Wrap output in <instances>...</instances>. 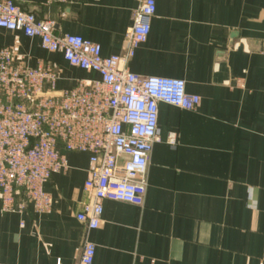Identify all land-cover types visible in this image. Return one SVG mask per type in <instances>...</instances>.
<instances>
[{
	"label": "crops",
	"instance_id": "obj_1",
	"mask_svg": "<svg viewBox=\"0 0 264 264\" xmlns=\"http://www.w3.org/2000/svg\"><path fill=\"white\" fill-rule=\"evenodd\" d=\"M55 34L96 42L103 56L124 52L138 0H13ZM34 67L50 63L57 88L98 74L70 66L38 38L0 28V49ZM143 77L182 79L195 110L158 104L142 205L103 201L88 232L92 264H264V0H156L150 31L127 63ZM176 136L174 146L168 134ZM68 169L43 189L52 201L5 212L0 201V264H76L84 224L88 154L67 152Z\"/></svg>",
	"mask_w": 264,
	"mask_h": 264
},
{
	"label": "built area",
	"instance_id": "obj_2",
	"mask_svg": "<svg viewBox=\"0 0 264 264\" xmlns=\"http://www.w3.org/2000/svg\"><path fill=\"white\" fill-rule=\"evenodd\" d=\"M65 4L68 0H46ZM156 0H138L124 35V52L103 56L98 43L72 34H55L53 23L38 19L13 0H0V28L38 38L40 47L61 53L73 67L95 72L97 79L77 80L58 89L50 63L34 67L0 49V201L5 212L21 213L31 203L38 213L52 201L44 183L69 167L67 152L88 154L84 201L76 219L84 224L76 264H92L95 245L88 232L100 226L103 201L142 205L146 170L157 128L158 104L195 110L199 97L185 91L182 79L140 76L126 68L145 42ZM174 146L176 136L168 134Z\"/></svg>",
	"mask_w": 264,
	"mask_h": 264
}]
</instances>
